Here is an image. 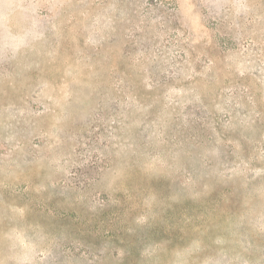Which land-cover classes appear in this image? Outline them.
I'll list each match as a JSON object with an SVG mask.
<instances>
[{"label":"rangeland","instance_id":"rangeland-1","mask_svg":"<svg viewBox=\"0 0 264 264\" xmlns=\"http://www.w3.org/2000/svg\"><path fill=\"white\" fill-rule=\"evenodd\" d=\"M0 264H264V0H0Z\"/></svg>","mask_w":264,"mask_h":264}]
</instances>
